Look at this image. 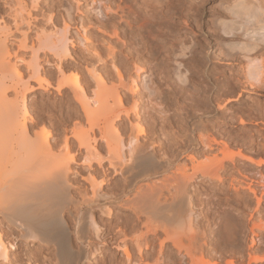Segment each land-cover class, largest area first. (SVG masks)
I'll return each mask as SVG.
<instances>
[{"label":"rangeland","instance_id":"rangeland-1","mask_svg":"<svg viewBox=\"0 0 264 264\" xmlns=\"http://www.w3.org/2000/svg\"><path fill=\"white\" fill-rule=\"evenodd\" d=\"M114 1L117 0H0L2 23L9 26L0 30L3 34L0 35L6 36L4 41L10 55L8 59L11 63L17 64L18 69L20 68L19 72H23L21 75L24 79L28 78L29 74L24 59L30 57L29 46L35 35L38 33L52 35L58 33V30L60 32L64 21L69 24L67 35L70 55L62 72H57L52 65L54 57L51 56V52L47 49L40 50L38 63L41 67L38 75L49 83V86L52 84V87L46 88V91L33 89L27 94L26 102L31 113L39 112L37 104L43 101L50 108L51 104L60 102L64 110L59 114L58 106L52 110L53 112L43 109V121L37 122L33 117L32 122L38 123L35 124L34 129L39 131L44 128L51 132L54 139L60 137L58 139L60 144L57 143L59 146H56L54 152L60 158L73 155V159L69 161V182L74 188L81 189L88 186L81 177L87 175L83 167L87 162L84 161V149H78L71 131L73 128L89 131L91 136H95L93 146L98 149L99 146H103V141L99 139L96 126L92 128L94 131H91L90 122L86 120L82 110L74 101L72 88L75 86L81 88L90 98L100 97L107 106L98 112L95 122L102 123L107 115L114 116L121 111V117L115 120L114 126L117 131L114 135L122 138L124 142L128 141L129 135L138 127L144 129L150 138L157 140L156 143L161 142L160 138L162 140L167 138L169 134H172L169 139L176 138L177 141L191 135L196 142L199 137L200 140L209 138L224 142L225 146L227 144V153L238 154L235 156V165L232 160L225 161V169L222 172L223 182L220 184L218 181L203 179L199 172L197 173L196 181L201 180V182L196 184L193 190L191 199L194 205L190 218L191 230L189 229L190 233H188L193 236L197 256H200L197 251L198 244L205 240L206 244L203 249L201 247L204 253H201L203 259L215 261V258H219L218 264H226L231 260L235 264H264V261H252L249 257L264 256V87L261 90L250 87L243 74L246 62L241 53L237 52L239 50H232L227 48V45L221 44L223 40L224 42L238 41V39L245 41L241 31L223 35L222 38L216 24L219 17L225 20L232 18L225 7L235 0H175L177 4L175 11H170L166 18L158 15L156 19L150 18L142 11H137L133 19L127 15L126 9L122 13L114 9ZM127 22H130L131 28H128ZM173 22L176 25H172ZM55 28H58L57 31ZM82 36L88 39L86 43L81 42ZM140 39L144 49L135 51V45L139 44ZM179 42L186 45L190 43L184 47L185 56L197 47L192 51L194 54L190 60H185V56L176 57L183 60L188 70L187 76L190 78V82L186 81L182 86L172 74L174 63L171 53L180 50ZM255 43L258 46L252 53L264 61V44L261 41ZM88 66H95L99 72L102 77L100 85H96L89 76ZM136 67L140 69L137 70ZM208 70H213L215 74L220 70L224 78L220 77L217 81L215 79L218 75H214L215 81L207 80L204 76ZM143 76L147 88L141 87L140 79ZM32 79L34 78L30 79V84L34 85ZM59 81L64 82V85L63 90L57 93L53 86ZM132 90H136V93L133 94ZM10 94L8 92V95ZM228 98L235 99L227 101ZM31 106H37L38 109L32 107V110ZM125 111L127 114H124ZM77 113L78 115H74ZM193 123L199 126L192 131L189 126ZM163 125L167 126L166 130L169 131L166 132V136L160 137V132L157 131L159 126ZM65 137L68 139V151L64 148ZM108 137L111 139V136ZM216 151L215 149L200 151L198 161L203 160L202 153L204 155L215 153L221 156ZM66 152H70L69 155ZM103 152H106L105 149ZM244 155L260 161L261 164L256 166ZM187 162L190 165L189 161ZM234 166L236 167L233 168ZM248 187L254 188L256 194L253 195ZM73 191L72 188L71 193H74ZM78 216H81L80 209L72 206L64 209L63 217L66 228L68 231L71 230L69 235L72 234L70 239L72 238L71 244L74 248L79 246L72 233V228L77 225ZM94 216L98 218L97 221L100 222L101 219L106 222V215L96 208ZM219 217H224L229 223L236 222V241L222 238L217 228ZM2 226L0 232L2 231L3 234L6 224ZM13 233L17 234L16 231ZM89 233L85 231L84 235L89 236ZM27 245H30L32 251L41 246L38 242H29ZM51 249L46 247L42 253L48 256L50 254L52 257L47 264H56ZM100 250L89 256L83 264H99L101 258L108 259L111 254H115L118 260L122 258L121 251L113 249L110 245H100ZM17 252V250L10 252V264H13ZM41 263L42 261L39 262ZM21 264H35V261L25 260Z\"/></svg>","mask_w":264,"mask_h":264},{"label":"bare ground","instance_id":"bare-ground-1","mask_svg":"<svg viewBox=\"0 0 264 264\" xmlns=\"http://www.w3.org/2000/svg\"><path fill=\"white\" fill-rule=\"evenodd\" d=\"M113 3L114 9L120 10L121 13L126 9L127 15L133 19L137 11H142L150 18L156 19L159 16L166 18L170 11L177 8L175 0H117ZM225 8L232 18L229 20L217 18L216 24L220 36L223 38V35L241 31L242 35H240L245 37V41L238 39V41L224 42L223 40L221 44L227 45L229 49L239 50L237 52L241 53L246 62L243 68L246 82L250 87L261 90L264 87V61L253 53L258 46L255 41L264 44V0H235ZM130 22H127L128 28L131 26ZM172 25L176 24L173 22ZM172 25L169 26L173 28ZM7 26L2 23L0 17V30L6 29ZM68 27L69 24L64 21L63 27L60 32L58 30V33H55L56 35L54 33L35 35L29 46L30 57L27 60L21 58L25 60L22 62L29 71L26 79L21 75L22 71L19 72L20 68L18 69L17 64L11 63L8 59L10 55L4 41L6 36L0 35V228L3 227L2 224H6L5 233L0 232V264H10L9 254L16 250L18 252L13 264H21L25 260H33L35 264L41 261L47 264L52 257L50 254L48 256L42 253L46 247L52 248L53 255H51L55 256L56 264H83L89 256L100 250V245H110L113 249L121 251L122 258L118 260L115 254H111L108 259L101 258L99 264H218L219 258H215V261L202 258L205 240L198 244L197 251L201 257L196 255L197 248L188 230L194 205L191 199L193 190L196 184L201 182V180L196 181L197 173L199 172L203 179L222 183L225 161L232 160L234 164L235 156H238L235 154L237 152L227 153V144L225 146L224 142L209 138L200 140V137L196 142L191 135L177 141L176 138L169 139L172 134H169L168 139L160 138L161 142L156 143L157 140L150 138L141 127L134 128L135 131L129 135L128 141L124 142L122 138L114 135L117 131L114 126L115 120L121 117V111L114 116L107 115L102 123L95 122L98 112L107 106L100 97L90 98L81 88L75 86L72 88L74 101L82 110L86 120L90 122L91 131L93 132L92 128L96 126L99 139L103 141V146H99V149L95 148L93 146L95 136H91L89 131L71 128V136L77 142L78 149H84V161L87 162L83 166L87 175L81 177L88 186L81 189L74 188L69 182V161L73 159V155L60 158L54 152L56 146H59L57 143L60 144L58 140L60 137L54 139L46 128L39 131L34 129L37 122L43 121V109L53 112L52 110L58 106L59 114L64 110L60 102L56 101L57 105L51 104L50 108L43 101L37 104L39 112L31 113L26 102L27 94L33 89L46 91V88L52 87V84L49 86V83L38 75L41 67L38 63L40 50H49L54 57L52 65L57 72H62L70 55ZM57 29L55 28L56 31ZM87 41L88 39L82 36L81 42ZM181 42L178 43L180 52L174 53V51L171 57L174 63L172 74L182 86L186 81L190 82V78L187 76V67L179 58H184L186 54L183 52L184 47L190 43L187 42L189 44L186 45ZM142 43L141 40L139 44L137 43L138 46L135 45V51L144 49ZM192 51L185 56V60L192 59L191 56L194 54ZM97 58L100 60L99 56ZM47 63L52 62L47 61ZM88 67L89 76L96 85H100L102 77L95 66ZM136 69L140 68L136 67ZM212 71L205 72V79L214 80L213 77L216 75L218 76L215 80L224 78L220 70L217 74ZM29 77L34 78L32 79L34 85L30 84ZM144 78L143 76L140 79V84L141 87L147 88ZM63 85L64 82L59 81L53 87L59 93L63 90ZM186 86L185 89L188 87ZM132 92L134 94L136 90ZM234 99L228 98L227 101ZM37 106H31V109ZM124 114H127V111ZM33 117L37 120L36 123L32 122ZM197 126L193 123L189 127L192 130ZM166 128L167 126L164 125L159 126L157 133L160 132V137H164L169 131ZM108 136H111V139ZM63 139L64 148L68 151V139L66 137ZM212 149L217 150L221 156L215 153L211 155L202 153L203 160L198 161L200 151L206 152ZM69 153L66 152L67 155ZM245 157L256 166L261 164L260 161ZM72 188L74 193H71ZM248 188L252 194L254 193L253 195L256 194L254 188ZM68 206L81 210V216L76 218L77 225L72 228V233L79 244L76 248L71 244L72 234L69 235L71 230L68 231L66 228L63 217L64 209H68ZM95 208L106 215V222L101 219L100 222L97 221L98 218L94 216ZM218 221L217 228L222 238L236 241V222L229 223L224 217H219ZM13 231L17 234L15 235ZM85 231L90 232L89 236L84 235ZM29 242H38L41 246L38 245L39 247L32 251L30 245L26 246ZM209 257L214 258V256ZM249 257L252 261H264V256ZM226 264L235 263L231 260Z\"/></svg>","mask_w":264,"mask_h":264}]
</instances>
